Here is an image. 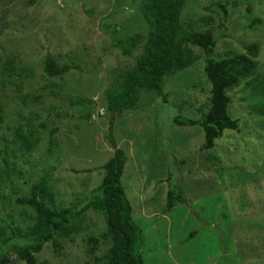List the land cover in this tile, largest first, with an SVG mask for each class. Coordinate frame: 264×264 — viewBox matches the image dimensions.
Instances as JSON below:
<instances>
[{
  "label": "rangeland",
  "instance_id": "374dc122",
  "mask_svg": "<svg viewBox=\"0 0 264 264\" xmlns=\"http://www.w3.org/2000/svg\"><path fill=\"white\" fill-rule=\"evenodd\" d=\"M142 2L0 0V169L11 173L0 186V223H33L14 194H27L45 175L55 206L80 210L102 179L113 140L127 157L121 182L143 230L144 264H264V110L255 109L261 96L245 81L227 92L238 129L201 149L199 126L172 121L198 120L209 107L206 56L190 47L199 59L166 77L160 94L142 90L134 109L113 116L106 110V91L139 53H124L121 43L146 38ZM180 22L214 31L215 60L257 42L256 74L264 79V0H184ZM47 53L75 68L46 77ZM173 186L186 201L166 211ZM70 226L69 238L47 243L35 264H102L109 246L104 217L88 209ZM90 235L96 248L85 243ZM7 256L6 264H25L13 251Z\"/></svg>",
  "mask_w": 264,
  "mask_h": 264
},
{
  "label": "trees",
  "instance_id": "16d2710c",
  "mask_svg": "<svg viewBox=\"0 0 264 264\" xmlns=\"http://www.w3.org/2000/svg\"><path fill=\"white\" fill-rule=\"evenodd\" d=\"M183 6L184 0H143L140 12L148 27L146 38L141 43L139 35H132L121 43L124 53L130 54L131 49L139 53L134 56L130 67L120 71L118 84H113L106 91V110L113 116L114 113L134 109L142 90L160 94L166 77L183 71L199 59L190 48L197 47L206 56L204 73L211 86L208 110L198 120L174 116L172 121L178 126H199L204 136L200 148L207 150L215 146V141L224 130L238 129L237 118L228 112L231 98L227 92L245 81V88L262 97L255 109L264 110V79L256 74L255 58L259 53V44L250 42L244 46L243 52H229L224 58L215 60L213 54L217 39L214 31L211 28L195 31L189 25L182 26L180 16ZM222 9L225 16L226 9L223 6ZM256 22L260 23V20ZM73 68L72 65L58 64L49 53L42 61L46 77H62ZM4 121L5 115L0 108V129ZM30 133L34 136L33 130ZM110 135L108 138L111 140ZM25 141L29 144L27 149L31 148L30 140ZM111 144L114 152L101 166L102 179L80 210L55 206L54 194L47 186V175L38 184L30 186L27 194H14L15 205L21 206L24 211H32L33 223L22 229L11 220H1L6 223H0V264H6L8 250L25 264H35L36 255L47 243L57 238H69L73 232L70 224L88 209L104 217V237L109 239V246L104 251L102 264H144L143 230L132 218V207L121 182L127 157L124 149L117 148L113 140ZM10 175L7 169H0V186ZM3 176L7 177L4 179ZM166 199V211L186 201L177 186L168 189ZM85 243L96 248L97 238L90 235ZM94 250L91 249L90 253Z\"/></svg>",
  "mask_w": 264,
  "mask_h": 264
}]
</instances>
